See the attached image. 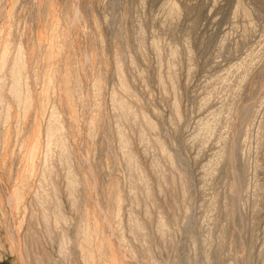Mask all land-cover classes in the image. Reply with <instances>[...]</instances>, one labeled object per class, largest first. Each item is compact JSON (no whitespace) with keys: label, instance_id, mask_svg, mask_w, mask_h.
Here are the masks:
<instances>
[{"label":"rangeland","instance_id":"1","mask_svg":"<svg viewBox=\"0 0 264 264\" xmlns=\"http://www.w3.org/2000/svg\"><path fill=\"white\" fill-rule=\"evenodd\" d=\"M263 97L264 0H0V264H264Z\"/></svg>","mask_w":264,"mask_h":264},{"label":"bare ground","instance_id":"2","mask_svg":"<svg viewBox=\"0 0 264 264\" xmlns=\"http://www.w3.org/2000/svg\"><path fill=\"white\" fill-rule=\"evenodd\" d=\"M69 18H71V16ZM250 104H251L250 102L246 103V105H245V106H247L246 110H249L250 107H248V106ZM225 147H226L224 150L225 154L223 156H224V159L227 163L228 171L230 173L231 186L234 187V194H233V196H231V198L233 197V199H231V200L233 201L232 204H235V200L237 199V201H238V198H239L238 192L240 190V187L242 186V179H241L242 178V172H240V169L238 167V162H237V143L234 140H231V142H229ZM263 154L264 153H262V155ZM236 197H238V198H236ZM235 206H236V204H235Z\"/></svg>","mask_w":264,"mask_h":264},{"label":"clouds","instance_id":"3","mask_svg":"<svg viewBox=\"0 0 264 264\" xmlns=\"http://www.w3.org/2000/svg\"><path fill=\"white\" fill-rule=\"evenodd\" d=\"M21 51H22V46H21ZM9 95L12 96L14 100L16 99V97L13 96V94L11 92H9ZM8 107H11V104H9ZM16 206L18 207V202H17V205Z\"/></svg>","mask_w":264,"mask_h":264}]
</instances>
